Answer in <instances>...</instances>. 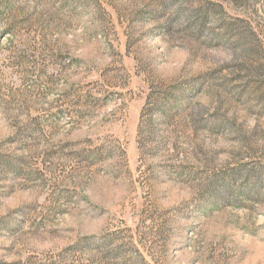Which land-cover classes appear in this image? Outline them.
I'll return each mask as SVG.
<instances>
[{"label": "rangeland", "instance_id": "rangeland-1", "mask_svg": "<svg viewBox=\"0 0 264 264\" xmlns=\"http://www.w3.org/2000/svg\"><path fill=\"white\" fill-rule=\"evenodd\" d=\"M0 264H264V0H0Z\"/></svg>", "mask_w": 264, "mask_h": 264}]
</instances>
